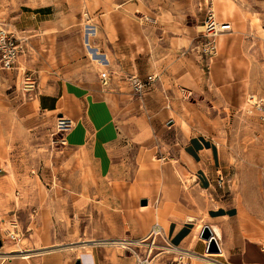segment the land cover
Masks as SVG:
<instances>
[{"label": "rangeland", "instance_id": "rangeland-1", "mask_svg": "<svg viewBox=\"0 0 264 264\" xmlns=\"http://www.w3.org/2000/svg\"><path fill=\"white\" fill-rule=\"evenodd\" d=\"M133 1L0 0V28L23 42L14 67H0V199H35L31 212L40 228L34 224L33 228L48 236L49 227L52 238V244L47 241L41 250L81 257L82 264H87L84 251L89 242L137 241L145 235L130 232L112 201L107 177H99L91 160L66 147L55 129L56 116L32 110L22 117L16 111L27 99L23 91L30 83L36 87L46 82L49 63L53 68L55 62L62 66L78 62L83 80H97L102 89L111 91L114 86L115 94H120L114 103L116 115L131 118L132 127L147 131L144 137L149 135V140L139 142L147 146L142 153L154 163L151 168L177 165L181 148L195 141L211 182L201 199H217V211L224 205L219 201L232 211L230 216L210 221V227L221 231L220 245L231 250L242 246L248 264H264V118L246 111L252 105L246 101L248 94L264 100V0H137L136 9L130 10L127 3ZM227 3L230 9L223 14L220 9ZM110 8L116 13L114 28L107 23L100 27L103 11ZM208 13L238 31L248 60L242 85L228 96L216 89L208 73L212 37L198 29ZM87 27L96 29L88 41L97 56L107 51L111 55L106 64L89 57L84 45ZM148 62L153 63V70L146 69ZM102 72L108 76L106 83ZM127 154L123 178L136 180L138 173L148 171L140 166L143 155L135 159L130 149ZM148 197L141 194L136 199ZM139 206L137 202L138 210L146 205ZM201 230L197 238L207 243L200 237ZM9 233L22 237L14 217L1 227L0 248L7 242L17 246H5L6 251L22 248L18 237L11 238ZM155 243L164 244L159 234ZM143 244L113 245V249L136 264L135 253L141 259L146 256ZM218 252L203 256L219 257ZM162 255L151 264L172 262L173 254Z\"/></svg>", "mask_w": 264, "mask_h": 264}, {"label": "crops", "instance_id": "crops-1", "mask_svg": "<svg viewBox=\"0 0 264 264\" xmlns=\"http://www.w3.org/2000/svg\"><path fill=\"white\" fill-rule=\"evenodd\" d=\"M127 5L131 10L136 9L133 6H137V3L129 2ZM115 10L128 16L118 8ZM106 11H103L105 17L100 27L105 28L104 23H107L110 28H114L112 17L116 13L111 8ZM131 21L137 28L143 29L142 25L136 24L138 21ZM147 29L148 27L145 26V32H149ZM108 55L112 58L109 52ZM48 66L46 82L42 86L37 85L23 91V95L27 93L28 97L17 105L18 115L25 117L26 113L33 110L50 116H63L70 120L71 127L61 134L62 141L66 147L76 150L82 157L91 160L99 177H107L105 180L112 201L118 208L119 214L121 213L127 220L131 228L130 232L133 231L134 236L148 235L152 228L158 225L157 234L163 241L173 247L199 255L195 264H248V260L244 259L242 246L236 250L223 249L219 239H216L219 257L204 258L203 256V253H208L207 243L197 238L201 230L196 231L197 223L202 222L201 228L204 225L210 228V221L222 219L226 215L230 216L232 211L230 206L222 201L219 202L224 204L223 209L217 211L218 207H214L219 206L216 204L217 199H201L202 192L209 189L211 182L208 166L203 163L201 149L196 147L195 141L184 144L177 165L163 163L158 170L151 168L154 163L142 153L147 146L139 142L149 140L147 139L149 135L144 137L147 131L140 132L132 127L131 122L134 120L131 118H119L116 115L114 103L119 101L121 96L115 94L114 86L111 91L102 89L97 80H83L82 69L78 62H72L68 66L57 65L55 62L53 68L50 63ZM152 68L153 63L148 62L146 69L150 71L153 70ZM151 120L150 124H152ZM129 149L135 159L143 155L140 166L144 165L145 170H148L138 173L139 178L136 180L123 178ZM141 194L149 196L148 199H143L144 204L142 199H136ZM202 201L208 204L207 207ZM137 202L140 206H146L138 210ZM35 204V199H0V238H2L1 227L8 218L14 217L22 233L19 241L22 243V248L20 246L19 248L23 252H28L26 258L19 255L8 256V252L15 250L6 251L4 247H14L17 243H3L0 248V264H82L81 257L63 256L53 249L41 250L46 247L47 241L52 244V238L49 227L48 236L41 235L40 231L33 228V224L40 228L39 219L34 220V223L31 212ZM202 212L205 214L202 215ZM89 249L91 261H87L84 255L87 264L131 263V257L127 259L120 257L112 244L89 245ZM4 256L6 260H3ZM165 263L166 261L164 263L161 261L158 264Z\"/></svg>", "mask_w": 264, "mask_h": 264}, {"label": "bare ground", "instance_id": "bare-ground-1", "mask_svg": "<svg viewBox=\"0 0 264 264\" xmlns=\"http://www.w3.org/2000/svg\"><path fill=\"white\" fill-rule=\"evenodd\" d=\"M133 3H138V1L134 0ZM229 9H230V5L227 3L224 6V8L220 9V12L225 14L229 11ZM221 22H227V21H220L219 23ZM198 29L202 30L203 26L199 25ZM95 32H96V29L94 27L92 28L87 27L85 29L84 45L89 54V57L94 62L99 63V64H106L109 61V59H111L108 53L106 52L104 54L105 56L103 55V57L97 56V53L94 52L93 48L89 44L88 36L95 34ZM237 32H235L234 29H231L228 31L217 32L212 37L213 55L210 57V60H209V72L208 73L216 89L219 92L227 96L229 95V93H232L233 91L236 90L235 88L237 85L238 86L242 85L241 79L242 77L246 75L247 69H248V60L242 50L241 38ZM240 99H242V96H240ZM200 229H201V225L197 226L196 231H199ZM210 229L215 239L217 240L220 239L221 233L218 227L211 226ZM158 232H159V226L155 225L152 228V233L155 234ZM16 237H18V234H16ZM18 240L20 241L21 238L18 237ZM136 243H139V242L132 241V240H125V239H121V240L101 239V240H95L93 242H89L87 245L112 244L116 246L119 245L118 247L124 248V247H128L129 246L128 244L134 245ZM15 251H19L21 254H13L12 252L14 251H10L8 252L9 254L7 255L8 256L19 255L22 258H26L28 256L27 252L23 253V251L20 249L15 250ZM84 255L87 261H91V254H90L89 246L86 248ZM134 256L137 259H140V256L138 254L135 253ZM5 257L6 256H4V258ZM142 264H146V263H144L142 260Z\"/></svg>", "mask_w": 264, "mask_h": 264}, {"label": "built area", "instance_id": "built-area-1", "mask_svg": "<svg viewBox=\"0 0 264 264\" xmlns=\"http://www.w3.org/2000/svg\"><path fill=\"white\" fill-rule=\"evenodd\" d=\"M203 34L207 36L213 37L217 32H223L231 30V24L228 22H221L219 23L213 16L212 13H208L205 20L203 21ZM22 39L15 37L11 33H7L4 29L0 28V67L3 69H11L14 67V63L16 58L18 57L19 53L21 52L22 48ZM212 49H213V45ZM102 81H105L108 78L105 72H102L100 74ZM148 79H152L148 76ZM136 82L137 87H141L140 81L134 80ZM27 87V89H32L33 83H30ZM246 101H251L252 105L247 107L246 111H254L258 113L259 116L264 118V100L262 97H256L252 94H248L246 97ZM71 127V122L69 119L63 117V116H56L55 121V129L60 134H63L65 131H67ZM219 184L223 183V180L221 177L218 178ZM157 233H152V231L148 234L143 236L141 239L137 240L139 243H144L146 249V256L143 257V259H137L136 258V264H142V260L146 264H151V261L160 253L168 252L173 253V260L169 264H193L192 259L198 257L199 255L191 252L189 250H184L180 248L173 247L171 244L164 241L163 245H159L155 243L154 236ZM11 238H16L12 235V233H9ZM148 240L147 242H145ZM133 245V244H128ZM128 246V248H129ZM126 248V247H124ZM153 249H157V251L151 255V252ZM109 264H119V263H109Z\"/></svg>", "mask_w": 264, "mask_h": 264}, {"label": "water", "instance_id": "water-1", "mask_svg": "<svg viewBox=\"0 0 264 264\" xmlns=\"http://www.w3.org/2000/svg\"><path fill=\"white\" fill-rule=\"evenodd\" d=\"M145 201H143L144 204ZM200 237L202 239L207 240V245H206V252H218L219 248H218V244L217 241L214 237V235L212 234L211 229L208 226H203L201 233H200ZM1 240H0V245H1Z\"/></svg>", "mask_w": 264, "mask_h": 264}]
</instances>
